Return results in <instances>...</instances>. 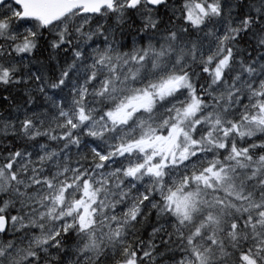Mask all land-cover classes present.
Returning <instances> with one entry per match:
<instances>
[{
	"label": "snow or ice",
	"instance_id": "6c2138e0",
	"mask_svg": "<svg viewBox=\"0 0 264 264\" xmlns=\"http://www.w3.org/2000/svg\"><path fill=\"white\" fill-rule=\"evenodd\" d=\"M0 264H264V0H0Z\"/></svg>",
	"mask_w": 264,
	"mask_h": 264
},
{
	"label": "trees",
	"instance_id": "16d2710c",
	"mask_svg": "<svg viewBox=\"0 0 264 264\" xmlns=\"http://www.w3.org/2000/svg\"><path fill=\"white\" fill-rule=\"evenodd\" d=\"M6 115H7V112L2 106H0V117L6 116Z\"/></svg>",
	"mask_w": 264,
	"mask_h": 264
}]
</instances>
